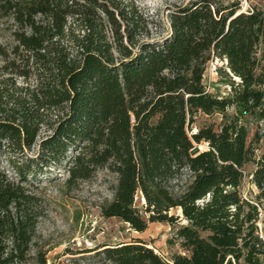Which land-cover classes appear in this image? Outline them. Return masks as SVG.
Listing matches in <instances>:
<instances>
[{"label":"trees","instance_id":"16d2710c","mask_svg":"<svg viewBox=\"0 0 264 264\" xmlns=\"http://www.w3.org/2000/svg\"><path fill=\"white\" fill-rule=\"evenodd\" d=\"M239 9L189 0L153 36L132 1L0 0L12 25L0 42V155L14 172L0 170V264L30 258V180L68 159L67 184L100 168L115 176L104 217L142 232L150 222L179 223L171 210H181L184 254L166 260L136 239L102 246L113 264H263L264 150L256 154L261 135L251 138L240 120L264 119V11ZM212 56L236 77L227 96L208 89ZM197 112L221 122L193 131ZM249 163L256 203L240 191Z\"/></svg>","mask_w":264,"mask_h":264},{"label":"rangeland","instance_id":"374dc122","mask_svg":"<svg viewBox=\"0 0 264 264\" xmlns=\"http://www.w3.org/2000/svg\"><path fill=\"white\" fill-rule=\"evenodd\" d=\"M132 1L146 17L152 21L149 25L152 35L162 33L170 24V10L189 0H127ZM223 4L237 3L240 11L260 9L264 11V0H215ZM11 22L0 15V42L5 43L10 37ZM236 81L227 65L218 67L211 80L213 93L227 96L230 94V83ZM22 81L19 79L18 84ZM228 113L235 114V108H228ZM193 131L204 124H213L216 128L221 122V115L212 116L197 112L194 115ZM249 129L250 137L260 134L259 141L254 145L259 156L264 150V119L257 120L246 115L240 120ZM48 134L46 128L40 136ZM203 146L200 145L199 149ZM37 146L25 150V154L35 155ZM74 151L72 152V154ZM70 159L60 166L50 168V173L37 179L31 178L29 185L36 194L33 209L37 213L35 235L31 243L30 258L21 264H40L39 255L44 253L46 264H113L99 254L104 245L114 246L120 243L140 239L156 253L169 260L174 253L184 254L186 251L177 238L176 231L182 220L180 209H172L171 213L180 215L181 221L175 224L150 222L147 228L136 231L118 217H104L101 206L112 199L115 176L105 168L97 169L87 179L67 184V168ZM252 163L244 167V179L240 186L243 198L256 203L257 187L251 181V172L255 169ZM0 170L14 173L5 157L0 155ZM143 200L139 202V205ZM258 234L264 241V199L258 203ZM264 264V258H263Z\"/></svg>","mask_w":264,"mask_h":264},{"label":"built area","instance_id":"2783aa9c","mask_svg":"<svg viewBox=\"0 0 264 264\" xmlns=\"http://www.w3.org/2000/svg\"><path fill=\"white\" fill-rule=\"evenodd\" d=\"M226 62L227 61L225 59H221L216 56H212V58L210 59L208 66H207V71H206V83L210 91L213 90V88L211 87L212 77L215 75L218 67H220L221 65H225Z\"/></svg>","mask_w":264,"mask_h":264},{"label":"bare ground","instance_id":"6f19581e","mask_svg":"<svg viewBox=\"0 0 264 264\" xmlns=\"http://www.w3.org/2000/svg\"><path fill=\"white\" fill-rule=\"evenodd\" d=\"M179 209V208H178Z\"/></svg>","mask_w":264,"mask_h":264}]
</instances>
